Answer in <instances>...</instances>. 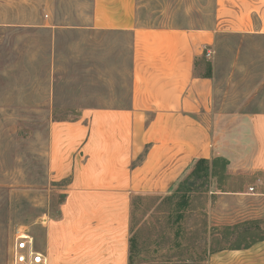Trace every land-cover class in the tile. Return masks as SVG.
<instances>
[{
  "label": "crops",
  "instance_id": "obj_1",
  "mask_svg": "<svg viewBox=\"0 0 264 264\" xmlns=\"http://www.w3.org/2000/svg\"><path fill=\"white\" fill-rule=\"evenodd\" d=\"M216 6L213 28L184 29L137 25L135 0H93L87 30L130 35L129 102L51 120L49 179L66 182L56 217L42 218L34 240L48 264H129L131 198L166 195L199 159L228 162L227 188L211 192L214 224L264 220V112L221 114L212 77L197 71L217 33L264 35V0ZM207 264H264V239L212 253Z\"/></svg>",
  "mask_w": 264,
  "mask_h": 264
},
{
  "label": "rangeland",
  "instance_id": "obj_2",
  "mask_svg": "<svg viewBox=\"0 0 264 264\" xmlns=\"http://www.w3.org/2000/svg\"><path fill=\"white\" fill-rule=\"evenodd\" d=\"M92 11L93 0H0V264L16 229H28L37 243L42 218L56 217L64 199L66 181H51L47 168L51 120L128 105L130 35L90 32ZM135 19L144 27L210 29L216 0H135ZM210 49L197 71L213 79V108L264 112V35L217 33ZM185 177L164 196L131 198L129 264H207L212 253L236 244L229 226L211 220V192L227 188L225 175L174 193ZM259 221L240 244L264 234Z\"/></svg>",
  "mask_w": 264,
  "mask_h": 264
},
{
  "label": "trees",
  "instance_id": "obj_3",
  "mask_svg": "<svg viewBox=\"0 0 264 264\" xmlns=\"http://www.w3.org/2000/svg\"><path fill=\"white\" fill-rule=\"evenodd\" d=\"M209 75V73L207 74ZM228 164L227 160L225 159H213L212 161L206 160V159H199L197 160L189 174L184 178L182 182L178 185V187L175 189L174 193H179L182 191L184 186L182 187V184L188 186L191 188L193 183L197 180L206 181L210 177L218 176V174H224L225 167ZM181 185V186H180ZM183 188V189H182ZM181 189V190H180ZM188 189V188H187ZM186 189V190H187ZM184 190V191H186ZM172 197V196H170ZM260 228V221L259 220H251L246 221L237 225H234L232 227H227L226 230L228 231V234L233 235L236 233V235L233 236V239L235 240V245L230 246L228 249H240V248H246L253 244L254 242L264 239V234L260 237H253L249 241L245 242L244 244H240L239 240L242 236H244L247 233H250L252 229H259ZM232 230L235 232H232ZM238 241V242H237ZM131 262V257L129 259V263Z\"/></svg>",
  "mask_w": 264,
  "mask_h": 264
},
{
  "label": "built area",
  "instance_id": "obj_4",
  "mask_svg": "<svg viewBox=\"0 0 264 264\" xmlns=\"http://www.w3.org/2000/svg\"><path fill=\"white\" fill-rule=\"evenodd\" d=\"M206 50L205 56L211 55ZM253 188L250 187L249 191ZM6 264H48L45 254L36 249L33 235L26 228H17L13 234L9 258Z\"/></svg>",
  "mask_w": 264,
  "mask_h": 264
}]
</instances>
